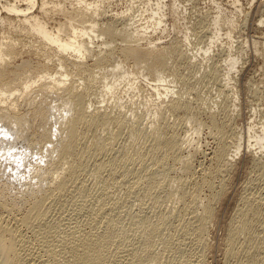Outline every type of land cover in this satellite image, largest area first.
<instances>
[{
    "label": "rangeland",
    "instance_id": "rangeland-1",
    "mask_svg": "<svg viewBox=\"0 0 264 264\" xmlns=\"http://www.w3.org/2000/svg\"><path fill=\"white\" fill-rule=\"evenodd\" d=\"M12 1L0 0V43L3 41L6 43H16V64L21 65L24 62L23 71L25 76H29L32 80H38V73L41 76L42 72L37 70L35 65L38 62L47 63L48 59L43 58V56H46V50L40 43L37 34L30 30L29 26L23 22V19H19V17L8 13L7 10L4 11L7 3H11ZM153 1L155 0H152L151 3H154ZM43 2L45 6L42 7ZM165 3L166 6L160 10L163 12L160 15L163 21L160 26L162 27V31L161 28H158L155 32L149 29L150 31L148 30V32L150 34L146 33V35H152L150 39L156 40L157 43L161 41L159 43L160 45H168L172 41L177 42L179 45L181 41L182 43L180 42V44L183 50L186 47L189 48L185 50L191 62L189 64L187 62L179 63L177 61L175 67L177 70L173 75H170L171 67L162 68L163 73L161 74L159 72V76L167 80L164 81V85L163 83H156V74L147 70L144 63L138 64L133 59H121L123 60V65L127 73H132V75H128L126 81L124 79L122 81L118 79L122 75V71H118L115 74H111L108 71L111 62L100 63L98 64L99 66L93 63L91 69L93 74L96 73L94 75L96 78L90 82L87 80L86 74H78L69 69L66 71L69 77L76 81V84H80L79 88L82 87L83 90V85L87 88V94L92 103L89 106V110H93L94 107H99L101 110L109 112L113 117H122L124 121H130L133 116H139L142 119V124L139 127L142 128L143 135H145L144 131L150 130L149 125L151 122L158 123V120L162 117H167L172 131L177 132L181 138L184 137L183 139L192 138L193 143L201 147V150L199 149L200 151L193 157L192 168L191 171L189 170L191 173L181 172L178 163H169L171 171H167L168 176H166V179L169 178L173 181H178L179 178H182L186 183H191V185L195 181L200 182L202 175L208 172L211 166L214 165V162L208 156L212 155V152L217 149L221 141L228 142V154L230 153V155H227V157L231 160L229 170L217 175L215 172V174H212L215 175L213 177L211 175V180L216 190L221 185L219 183H222L221 179L222 181L224 179L223 183L225 184L223 186H225L226 192L222 201L214 204L216 205L214 206L217 212L215 213L216 218H212L214 221L211 219L209 220L211 223L208 222L206 224V229H209L206 231V237L208 236L206 239H208L207 243L209 247L204 252V254L206 253L205 260L208 264H224L223 260H225V256L222 250L224 249L223 245H226V237L224 236L226 234V224L231 220V217L233 219L237 215L236 211L244 204L245 198H249L251 202L254 201V204L262 207L264 210V165H262L264 164V155L261 151L253 155L258 163L255 165L250 163L251 155L248 152L249 149H246L249 139V124H253L255 130H257L256 133L259 132V134H262L260 133V126L264 125V0H166ZM74 4L75 0H36L32 13L37 14L41 21L51 29L57 27L59 23L64 22L65 17L63 12H71ZM23 5L24 7H28L29 3L25 2ZM144 5L145 0H111L109 4L102 3L100 12L96 16L99 27L103 29L111 21L110 18L114 19L117 14V16H120L119 13L124 12L128 8L137 11L143 9ZM153 8L155 7L153 6ZM150 12L148 11L147 14L149 15ZM4 16L9 17V19H3L2 17ZM154 18L157 19L156 17ZM131 22L132 20L129 21V23ZM74 25L87 26L88 23L79 24V21H74ZM63 34H66V32H63ZM211 40L212 43L210 42ZM254 41L257 42L255 43ZM98 42H100V39ZM98 42L93 45L95 46L92 48L93 50H98V47H96L99 45ZM110 42L107 48L114 47L116 56L119 57L120 52L118 49L123 45L121 37L119 35L114 36L113 41ZM183 45L188 46L185 47ZM208 48V53H205V50ZM190 50L191 52H189ZM232 58L237 59V64L234 69L230 70L228 64ZM53 59L48 61V71L52 73L57 71L65 73V70L62 71L63 68L58 69L57 61L54 57ZM87 60L88 63L93 62L88 57ZM175 63L176 61L173 58L168 60V65ZM144 75H146V79H144ZM104 77H106V82H111L110 79H118V85L120 83L122 84L116 87V90L112 94H109L103 89L105 84ZM40 83L41 81H38L36 85L31 87L32 89L28 95L19 96L17 94L13 97L14 99H10L15 105L16 112L27 117L30 124L33 122L31 111L35 106L33 104L34 101L43 98L46 100L45 105L52 103L60 104L64 101L62 98L56 96V93H54L55 88L52 89L53 91H47L40 88ZM156 84H160L164 89L168 90L167 94H165L164 89L162 90V87H160L161 93L163 92L166 97L160 95L158 99L156 92L152 89ZM128 85H132V89ZM57 92L61 93L62 91L57 90ZM171 93L172 95H170ZM181 94L183 95L182 98L184 97V100L189 101L191 108L194 109L193 119L184 118L182 114L178 116L172 114L167 107L172 99L181 96ZM131 112L132 117H130ZM61 121L64 120L62 119ZM31 130L32 128H25V132L17 140L15 147H23L25 143L29 144L30 142H34ZM53 133H57L55 128H53ZM85 135L86 138L78 149V156H80L83 164L77 168V174L73 177V181L67 192L48 204L49 213L45 221L32 228L21 227V232L24 231L22 236L26 242V246L27 242L28 246L31 245L28 250L34 247L33 250L35 252L31 250V254L36 258L38 257L37 259H40V261L42 258L41 263L50 260V256L47 253L44 254V250L42 251L44 247L42 245L40 246L43 243L41 241H45L44 243L47 242L53 246L56 244L60 246L58 243L66 234H71L76 231H89L91 228L92 231H95L96 228L98 230L103 229V222L107 219H109L108 221L112 225L116 224L119 226L120 232L125 233L126 231L127 238L123 245L126 243L125 246L127 249L129 247L132 248L135 244V236L138 233L137 229L140 226L137 225L140 223L138 217L141 215L143 217L149 216L151 220L155 221L158 216L163 214L167 207L170 209L174 205H177L174 201L169 203L166 200L164 190H157L158 192L147 195L141 189V191H137L141 186H136L135 188V185H132L135 182L132 174H128V177L123 181L122 174L121 172L119 173V168H116L117 172L112 173L113 170L109 171L108 162L112 163V161L122 159L120 146L123 147L129 141V130L128 132L126 130L120 132L117 125H114L108 133L102 135L103 139L106 137L115 138V144L112 152L102 153L104 156L102 161H105V163L103 167H100L99 174H97L98 161L101 160V157L94 156L95 150L89 145L93 131H85ZM238 139L241 147L239 153L234 155V145ZM250 141L254 143L255 139H250ZM34 151L36 152V150ZM26 161L33 162V159H27ZM148 164L147 166L152 170L155 164L152 162H148ZM40 165L43 166L39 169L40 173H42L47 167H45L44 163ZM156 169H158V166H156ZM3 170L4 174L2 173ZM24 171H27V169H25L22 161H4L0 167V217L5 221H8L11 217L12 220L9 219L11 221L7 222L10 226L16 225L14 224L17 222L16 218H19L27 212L26 207L28 204L27 202H23L31 201V198L34 196V192H31V189H33L36 181H32L30 185L28 181H24L23 179V183L17 182L21 179H15L16 177L23 178L21 176L24 174ZM8 174L13 176L10 182L15 184L18 190L12 186H7L5 183ZM124 182L127 184H124ZM208 189L206 186H203L201 188V196L204 197L205 194L210 193L211 189ZM23 190L28 191L24 192ZM15 192L19 194L15 195ZM101 203H105L106 206L115 204L117 208L110 214H101L100 212L102 211L99 208V206H102L100 205ZM19 209L20 211H18ZM235 218H238V216ZM226 220L227 223L225 222ZM261 220L255 221L253 225L251 242L255 241L258 245L260 244L259 246L262 248L259 249L264 255V220ZM171 223H173V226L169 224L168 228L164 229L158 236L150 239V243L147 242L145 244L146 250L148 252L159 253V264H181V262L182 264H198L197 260H199L200 256L196 251L197 245L193 241L194 239L189 236H187L188 238L184 237L180 241H175L173 244L175 248L172 250L166 253L162 252L160 241L168 237V231L172 230L170 233H173V237L177 239L179 237L178 231L173 232L174 226L178 223L174 220ZM91 226L95 229L93 230ZM176 234H178L177 237L175 236ZM245 239L246 233L242 231L238 240L242 243ZM128 241L134 243L133 246ZM136 244L138 245V243ZM112 245L107 246L105 251L112 253L114 262H110L109 254V260L105 264H126V262L128 264V261H130L128 258L130 256V248L128 251H125V246L121 245L119 249L117 248L118 252H116V245ZM122 247L124 251L120 250ZM239 247L237 249L239 251L242 250ZM41 252L43 253L40 254ZM66 252L63 251L67 257L69 252L68 254Z\"/></svg>",
    "mask_w": 264,
    "mask_h": 264
},
{
    "label": "bare ground",
    "instance_id": "bare-ground-1",
    "mask_svg": "<svg viewBox=\"0 0 264 264\" xmlns=\"http://www.w3.org/2000/svg\"><path fill=\"white\" fill-rule=\"evenodd\" d=\"M165 1L166 0H155L153 1L154 3H151L152 0H145L143 9L136 11L128 8L124 12L119 13L120 16L115 14V18H110L111 21H109L103 29L99 27L96 16L100 12L101 4H109L111 0H75L74 8H72L71 12H63L65 17L64 22L59 23L57 27L51 29L41 21L37 14L32 13L36 0H13L11 3H7V7L4 11L7 10L8 13L19 17V19H23V22L29 26L30 30L37 34L40 43L46 50V56H43V58L50 61L54 60V57L57 61L58 69L63 68L62 71L65 70V73H60L58 71L52 73L48 71V61L47 63L38 62L35 68L41 71L42 75L40 76V73H38L39 79L32 80L29 76H25L23 71L24 62L21 65L16 64L15 55L17 54V44L14 42L6 43L4 41L0 43V167L4 161H22L27 171H24V174L21 176L23 178H15L21 179L17 182L23 183L24 181H28V184L31 185L32 181H36L33 189H31V192H34L31 201L23 202H27L28 204L26 207L27 212L22 214L19 218H16L17 222L14 223L16 225L10 223L13 225L10 226L9 223H7L12 220L11 217L9 218L11 220L6 217L8 221L0 217V264H43L46 262L43 261L41 263L42 258L40 261V259H37L38 257L36 258L31 254V250L34 249L33 246V249L28 250L31 245L28 246L27 242V248L26 242L22 236L24 231L21 232V227L32 228L45 221L49 213L48 204L67 192L73 181V177L77 174V168L83 164L80 156H78V149L86 138L85 131H93L89 145L95 150L94 156L101 157V160L98 161L97 174H99L100 167H103L105 163V161H102L104 158L102 153L112 152L115 144V138L106 137L103 139L102 135L108 133L114 125H117L120 132L124 130L128 132L129 130L130 139L123 147L120 146L122 159L112 161V163L108 162L109 171L113 170L112 173L117 172L116 168H119V173L121 172L123 181L128 177V174H132L135 181H133L134 184L132 185H135V188L136 186H141L137 191L143 190V193L151 195L158 192L157 190H164L166 193V200L169 203L174 201L177 204L175 206L174 203V206L170 209L167 207L163 214L158 216L155 221L151 220L149 216L143 217V215H141L138 217L140 220H137L140 221V223L137 225L140 226L135 236V244L128 241L132 244L131 246L134 244L132 248L129 247L131 251L129 250L130 256L128 255V258L130 261H128V264H159V253L148 252L145 248V244L147 242L150 243V239L158 236L164 229L168 228L169 224L173 226V223H171L173 220L178 223L174 226V229L172 228L173 232L178 231L179 237L178 239L173 237V233H170L172 230L169 229L168 237L160 241L162 252L166 253L172 250L175 248L173 245L175 241H180L184 237L189 236L194 239L193 241L197 245L196 251L200 256L197 263L208 264L205 260L206 253L204 254V252H206L205 249L209 247L207 243L208 239H206L208 237H206V231L209 229H206V224L208 222L211 223L209 220L212 218H216L215 213L217 212L215 211L214 206L216 205L214 204L222 201L226 192V188L223 186V184H225L223 183L224 179L223 181L221 179L222 183H219L221 185L217 188L218 190H216L214 189V183L211 178L215 176L212 175L213 173L215 174L216 172V175L225 173V171L229 170V166H231V160L227 157V155H230V153L228 154V142L221 141L217 149L212 152V155L208 156L214 162V165H212L213 167L211 166L208 172L203 174L202 177L200 176V182L195 181L191 185V183H186L182 178H179L178 181H173L169 178L166 179V176H168L167 171H171L169 163H178L181 172L191 173L189 170L191 171L192 168L193 157L201 150V147L193 143L192 138L183 139L184 137L181 138L177 132L172 131L171 124L167 120V117H162L158 120V123L149 122L150 130L144 131L145 135H143V130L139 127L142 124V119L139 118V116L132 117V112L130 116L132 119L130 121H124L122 117H113L109 112L101 110L99 107H94L93 110H89V106L90 104L92 105V103L87 94V88L84 87L83 84H81L83 85V90L82 87L79 88L80 84H76V81L70 78L66 71L69 69L78 74H86L87 80L90 82L96 78V76H94L96 73L93 74L91 69L93 63L98 65L100 63L111 62L109 67L106 65L109 69L108 71L111 74L122 71V75H120L118 79H120V81H122V79L126 81L128 75H132V73H127L123 65V60L121 59H133L138 64L144 63L147 70L156 74V83H163L164 85V81L167 80L159 76L160 73H163L162 68L171 67L170 75H173L177 70V68H175L177 61H179V63L187 62L189 64L191 62V59H188L190 57H188L186 51L189 49L186 47L188 45H183L186 47H184L186 50H183V47H181V41H178L179 45L175 41L170 42L168 45H160L159 43L161 41L157 43L156 40L150 39L152 35H146V33H149V29L155 32L158 28H161L162 31V27L160 26L163 21L160 15H162L161 13L163 12L160 10L166 6ZM25 2L29 3L28 7H24L23 4H25ZM43 6H45L44 2L42 3V7ZM153 6L155 8H153ZM148 11H151L149 15L147 14ZM2 18L9 19V17L5 16ZM131 20L132 22L129 23ZM74 21H79V24L88 23V25H74ZM164 28L163 30L165 31ZM186 31H188V29H186ZM63 32H66V34H63ZM216 33H218V31H216ZM117 35L121 37V41L123 42V45L118 49L120 52L119 57L116 56L114 47L107 48L111 43L110 41H113L114 36ZM226 36L228 37V35ZM261 36L263 35L261 34ZM99 39L100 42H98ZM96 42L99 44L96 46L98 50H93L92 48L95 47L93 45ZM210 42L212 43V40ZM254 42L256 43L257 41ZM208 51L209 48L205 50V53H208ZM189 52H191V50ZM87 57L93 60V62L88 63ZM170 58H173L176 63L168 65V60ZM42 61H44V59H42ZM236 64L237 59H230V63L228 64L230 67L229 69H234ZM112 77H114V75H112ZM134 77H136V75H134ZM118 79H110L111 82H106V77H104L105 84L103 89H105L107 93L112 94L116 90V87L122 84L120 83V85H118ZM144 79H146V75H144ZM181 79L183 80V78ZM38 81H41L39 84L41 89L53 91L52 89L55 88L54 93H56V96L62 98L64 101L60 104L52 103L48 105H45L46 100L43 98L34 101L33 104H35V106L31 111L33 122L30 124L27 117L16 112L15 105L10 99L17 94L19 96L28 95L29 91L32 89L31 87L36 85ZM134 81H136V79H134ZM128 83H130V81H128ZM150 83H152V81H150ZM128 87L132 89V85H128ZM160 87H162L160 84H156L152 87L158 99L160 95H164L163 92L161 93ZM163 89L164 87H162V90ZM168 89L170 88L168 87ZM57 90L62 92L58 93ZM167 91V89H164L165 94H167ZM104 94L106 95V93ZM170 95H172V93ZM182 96L181 94V96L172 99L167 107L172 114L177 116L182 114L184 118L193 119L194 109L191 108L190 102L184 100ZM64 97H66V99H64ZM164 97H166V95H164ZM148 99H150V97H148ZM191 109L193 110L191 111ZM62 119L64 121H61ZM181 120L183 119L181 118ZM26 127L32 128L31 132L34 142H30L29 144L25 143L23 147H15V143L22 137ZM53 128L56 129V134L53 133ZM256 132L257 130H255L254 125L249 124V139L246 149H249L248 152L251 155L250 163L255 165L258 163L253 155H256L258 151L263 152L264 155V125L260 126V133L262 134ZM250 139H255L254 143L251 142ZM240 147L241 144L238 139L234 145V155L239 153ZM34 150H36V152ZM27 159H33V162H27ZM148 162L155 164L153 166L154 168L151 167L153 168L152 170L147 166L149 165ZM41 163H44L45 167H47L42 173L39 171V169L43 167L40 165ZM156 166H158V169H156ZM2 173L4 174V170ZM112 173L110 172V174ZM130 177L132 176L130 175ZM11 179H13V176L8 174L5 183L7 186H12L14 189L18 190V187L10 182ZM22 179L24 181H22ZM124 184L127 183L124 182ZM203 186L211 189L210 193H204L206 196L203 194L204 197L201 196V188ZM23 191L25 192L28 190ZM18 194V192H15V195ZM260 199L262 198L260 197ZM253 202L249 201V198H245L241 208L236 207L238 209L237 211L235 210L237 213V215H235L238 216V218H235V216L233 219L231 217L228 223L227 220L225 221L227 223L225 228L226 234L224 235L226 237V240L224 238L226 242L224 240L223 242H225L226 245L222 244L224 246L222 250L224 252L222 253H224L225 256V260L222 258L224 264H264V255L260 251L262 247L255 241L251 242L253 225L255 221L257 222L260 219L264 220V210ZM100 205H102L99 206L102 211L100 212L101 214H110L117 208L115 204L106 206L105 203H101ZM96 209L98 210V208ZM18 211H20V209ZM214 219L212 220L214 221ZM108 220L109 219L104 220V226L99 225L103 226V229L98 230L96 228V230L91 226L95 231H92L91 228V230L89 229V231L84 232H69L71 234L64 235L65 237L60 239L59 243L57 242L60 246H57V244L53 246L47 242L44 243L45 241H41L43 243L40 244V246L42 245L44 247L42 251L44 250V254L47 253V255L50 256V260L45 264H105V262L109 260V254L110 262H114L112 253L110 251H105V248L115 244L116 252H118L117 250L120 246L123 245L124 241L126 242L127 234L126 231L125 233L120 232V227L116 224L112 225ZM242 231L246 233V239L240 243L238 237ZM65 233L67 232L65 231ZM177 235L178 234L175 236L177 237ZM189 240L191 241V239ZM136 243H138V245ZM125 244L123 246H125ZM237 247L242 250L239 251ZM124 249L128 251L126 246ZM120 250L124 251L123 247ZM63 251L67 254L69 252V256L67 255L66 257ZM42 253L43 252L40 254Z\"/></svg>",
    "mask_w": 264,
    "mask_h": 264
}]
</instances>
